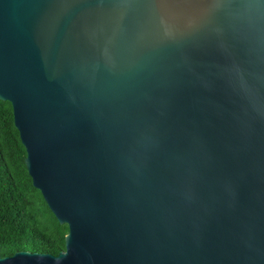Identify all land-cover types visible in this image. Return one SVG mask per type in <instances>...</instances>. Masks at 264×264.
I'll use <instances>...</instances> for the list:
<instances>
[{"label": "water", "instance_id": "95a60500", "mask_svg": "<svg viewBox=\"0 0 264 264\" xmlns=\"http://www.w3.org/2000/svg\"><path fill=\"white\" fill-rule=\"evenodd\" d=\"M0 100L57 255L264 264V0H0Z\"/></svg>", "mask_w": 264, "mask_h": 264}, {"label": "trees", "instance_id": "16d2710c", "mask_svg": "<svg viewBox=\"0 0 264 264\" xmlns=\"http://www.w3.org/2000/svg\"><path fill=\"white\" fill-rule=\"evenodd\" d=\"M25 156L11 103L0 100V257L21 250L57 255L64 249L68 227L33 186Z\"/></svg>", "mask_w": 264, "mask_h": 264}]
</instances>
